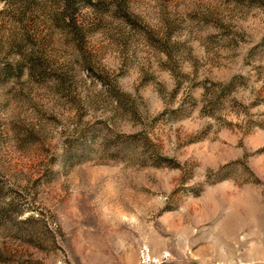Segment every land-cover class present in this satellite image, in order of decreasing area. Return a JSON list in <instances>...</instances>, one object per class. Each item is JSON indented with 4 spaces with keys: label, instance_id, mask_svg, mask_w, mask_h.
<instances>
[{
    "label": "rangeland",
    "instance_id": "obj_1",
    "mask_svg": "<svg viewBox=\"0 0 264 264\" xmlns=\"http://www.w3.org/2000/svg\"><path fill=\"white\" fill-rule=\"evenodd\" d=\"M0 264H264V0H0Z\"/></svg>",
    "mask_w": 264,
    "mask_h": 264
}]
</instances>
